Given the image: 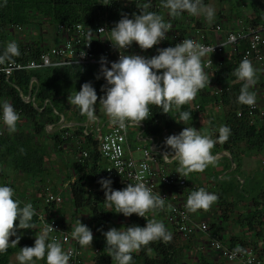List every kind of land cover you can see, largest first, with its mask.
Masks as SVG:
<instances>
[{"label":"trees","instance_id":"trees-1","mask_svg":"<svg viewBox=\"0 0 264 264\" xmlns=\"http://www.w3.org/2000/svg\"><path fill=\"white\" fill-rule=\"evenodd\" d=\"M102 1L0 0V53H3L7 43L14 41L18 47L19 55L12 56L10 60L5 61H28L37 58L43 48L40 43L34 45H31V43L26 44L23 42V38L16 40L14 37V35L18 36V38L20 36L23 37L22 34L26 32L27 27L35 25L40 27L47 24L48 26H64L67 28L77 24L94 26L97 23H102L106 19V16H108L109 22L115 25L122 16L126 15L131 19L134 14L139 15L140 11L156 13L165 22H170V19H167L164 14L167 9L162 6L161 2L152 1L150 3L148 0H118L113 8L108 10L102 4ZM249 1L252 5V14L246 18V23L252 27H257L264 19V0ZM203 3L207 5L208 0H203ZM182 14L188 15L187 12ZM17 28H21L18 33H16ZM174 29L179 32L175 25ZM183 33L180 32V35L181 38L185 39L186 36ZM159 44L162 48L175 46L172 38L163 40ZM240 46L235 53L237 66L241 61L242 52H244L247 43L242 42ZM204 58L206 59V57ZM105 66L108 67L110 65ZM216 67L219 68L213 71L214 81L221 84L223 81L229 80L233 82V85L230 89L223 90L218 94L215 93V95L209 94L204 87L200 89L196 94L200 102V104L197 103L199 104V109H195L190 101L185 105L179 106V109L176 106H172L167 114H163L159 106L148 105L149 109L146 120L141 121L146 127L145 135L154 137L156 142L158 139H161L163 144L160 148L158 145L157 147L164 154L170 152V149L165 146L164 140L173 134L165 135L178 128V125L181 123L177 121L179 111L190 112L191 118L183 123L193 124L199 119V116L206 108L205 106L209 103L223 107L226 113L225 126L230 129L229 137L225 141L218 140L219 132L216 130L214 141L217 147L213 149V155L221 152H230L234 159H236V153L240 151L260 152L264 150V124L253 125L250 124V120L247 117L239 118L237 116L238 112L246 108L247 105L238 104L236 100L242 83L237 81L233 75L236 67L228 69L222 66ZM99 69L100 66L39 68L16 71L8 81H0V102L9 103L18 113L19 117L14 133L9 134L4 130L3 126H0V185H7L13 189V199L19 201V207L30 203L34 210V215L31 218L32 229H16V221H14V230L16 235H20V239L16 245L9 246L4 254H0V264H11L12 259L19 252L20 248L25 246L31 247L34 244V234L37 228L40 231L42 230L39 219L40 215H47L51 219L55 218L65 229L73 230L74 224L67 223L64 218L60 222L59 217L57 218L56 213L54 214L55 209H59L60 207L54 208V206H47L44 203L49 188L50 191L61 193L63 196L62 192L52 189V186H46L45 189H37L40 197L24 201L15 193L17 192L14 190H17L16 185L7 181V178H9L8 173L10 172L30 178L33 185H35V180L45 175V170L49 163L46 154L47 147L51 145L54 149L62 152L66 145L74 142V138L80 139L82 137L85 127L80 124L85 123L87 117L81 114L76 107L68 103L67 97L68 95H74L75 91H79L81 85L86 82L90 83L94 88L97 99L101 95H104L103 89L106 85L102 76L97 78L100 75ZM33 80L37 82H33L31 85ZM30 94L32 98L35 96V99L25 102L24 98ZM53 109L59 114L64 115L66 122L74 124V127L59 130L60 126H58V122L60 117L54 114ZM98 116L101 122L107 120L106 115L104 117ZM29 125H32L31 129L28 127ZM47 125L54 126L52 132L49 133L46 130ZM66 133L72 135V137L63 139ZM244 143L246 147L242 148V144ZM84 150L89 152V157L84 163L76 161L73 164V170L79 174V179L71 183L68 193L72 198L75 211L80 213L82 210H87V215L91 218L90 225L94 240L93 246L95 248L94 264H115L105 251L103 233L113 228L112 225L120 222V219H125L124 228L133 225L143 227L147 220L154 219L153 214L156 211L159 212L160 208L155 211L146 212L145 218L137 217L135 214L124 217L122 214H115L114 211H109L103 203L105 199L104 192L98 181L102 178L110 179L113 190H121L126 186L121 185L114 177L109 176L104 171V161L99 155L98 142L94 133L85 137L82 146L77 147L78 154H81ZM68 178L72 180V178ZM60 189L63 190V188ZM166 230L171 233V240L169 242L162 243L155 241L145 248H141L139 252L133 254L131 264H182L189 249L188 242L183 241L175 228ZM210 230L212 234H219V230L215 225L210 226ZM12 241H9V243ZM230 246L236 247L235 244ZM147 249H150V251ZM62 250L65 249L62 248ZM37 261L45 264L43 259ZM81 262L83 264L82 254Z\"/></svg>","mask_w":264,"mask_h":264},{"label":"clouds","instance_id":"clouds-1","mask_svg":"<svg viewBox=\"0 0 264 264\" xmlns=\"http://www.w3.org/2000/svg\"><path fill=\"white\" fill-rule=\"evenodd\" d=\"M102 3L104 5L109 4ZM161 4L168 10V15L175 17L184 12L190 15L203 16L207 21L214 17V9L205 5L203 0H161ZM170 24L153 12L140 11L139 15H133L129 19L126 15L106 31L108 41L112 47L121 53L135 43L140 50H147L158 45L166 38ZM99 31H104L103 29ZM213 50V49H212ZM19 55L16 43L9 42L3 53H0V61L10 60L12 56ZM205 50L202 46L190 39H183L175 46L157 49V54L151 58L140 55L120 54L116 62L107 63L105 58L100 60V75L105 81L104 95L99 99V105L103 113L108 117L111 125L123 130L125 128H138L141 121L146 120L148 105H156L161 113L167 114L172 106L185 105L190 102L209 80L202 69V57ZM211 62V61H210ZM256 69L251 62L244 58L234 69L233 75L237 81L242 82L238 104L251 106L255 96L249 88L255 84ZM67 102L76 107L81 114L86 115L89 122L96 117L94 110L97 95L90 83L81 85L74 95H68ZM191 118L188 111H179L178 120L187 121ZM18 113L7 102H0V126L11 134L16 131ZM219 141L228 139L230 129L221 126L218 130ZM213 139L201 135L193 127H184L179 134L168 136L164 140L166 147L170 149L162 158L177 162L176 173L178 176H186L192 172L203 171L214 162L211 155ZM104 192V205L115 214L129 217L135 214L145 218L148 211H155L163 205L164 199L160 195L152 193L143 182L129 183L121 190L111 188L112 181L102 178L98 181ZM13 189L7 185H0V254H4L9 246L16 245L20 239L14 230L32 229L31 218L34 210L30 203L19 207V201L13 199ZM217 196L204 189H196L189 193L185 207L187 212L194 213L197 210L209 208ZM53 231L49 224L35 235L34 244L31 247L20 248L15 255L18 264H35V261L43 259L45 264H68L70 252L62 250L60 243L55 238L49 241L48 233ZM105 239V251L115 264H131L133 254L145 248L152 242L167 243L171 240V233L165 225L155 219L147 220L143 227L129 226L127 228H110L103 233ZM16 239L9 243V237ZM71 236L82 247H90L93 239L91 230L80 223L79 219L74 225ZM150 251V249H147ZM235 251L239 252L237 248Z\"/></svg>","mask_w":264,"mask_h":264},{"label":"built area","instance_id":"built-area-1","mask_svg":"<svg viewBox=\"0 0 264 264\" xmlns=\"http://www.w3.org/2000/svg\"><path fill=\"white\" fill-rule=\"evenodd\" d=\"M150 3L161 0H148ZM108 10H111L118 0H103L102 3ZM158 7V6H157ZM160 8V6H159ZM196 17L195 15H192ZM169 32L166 33V38H172L174 43H180L184 38H181L180 32L174 29L171 22ZM115 25H112L108 16L102 23H97L94 26H86L77 24L73 27L67 28L64 26L57 27V44L51 47H43L42 52L35 59L28 61H0V81H8L16 71L35 70L39 68H57L65 66H100L101 58H105L106 64L110 65L116 62L120 54L125 55H140L145 58H151L157 54V49H163L160 44L154 45L153 48L147 50H140L139 47L133 43L131 47L120 51L114 49L108 41V33ZM21 28H17L16 33ZM103 29L104 31H99ZM216 33L222 30L219 26L217 29H212ZM185 39H190L194 43L202 46L205 50L206 61L204 62L205 69H212L223 64L222 58L225 56L227 47L237 51L242 42H246L247 46L242 54L241 60L247 58L250 62L252 60L263 63L264 62V19L257 27H252L248 23L240 22V27L237 31L229 33L224 37L223 41L207 42L203 35L193 34ZM213 49V50H212ZM211 61V62H210ZM35 82L32 81L31 85ZM219 91L216 93L218 94ZM32 96V95H31ZM28 96L24 98L25 102L34 100ZM46 105V104H45ZM149 107V106H148ZM149 109V108H148ZM54 114L60 117L58 126L59 130L74 127V124H68L64 115L59 114L53 109ZM95 113V110H94ZM96 119L80 124L85 127L82 137L74 138V144L79 148L83 144L85 137L95 134L98 142L99 155L105 162L104 171L111 177H114L121 185L127 186L129 183L143 182L146 187L150 188L152 193L160 195L164 199L163 203L168 204V222L177 231L178 235L183 241H190L194 235L199 231L204 234H209V226L205 223L197 224L191 217V213L187 212L185 203L181 200L179 193L186 189L187 180L178 176L176 171L163 173L156 171L154 166L158 161H165L160 150H158L156 140L152 136L145 135V124L140 122L138 128H125L123 130L111 125L107 120H100L98 114H94ZM239 118L247 117L250 124H264V99L261 102H255L251 106L240 110L237 114ZM53 125H47L48 132L53 131ZM133 135V138L132 136ZM72 135L66 133L63 139H68ZM132 142H137V151H140L142 157L137 159L133 156L131 149ZM146 143L140 146L141 143ZM89 157L88 151H82L79 161L84 163ZM166 162V161H165ZM169 162V160L167 161ZM163 190L159 191V186ZM47 206H54L59 208L64 203V198L61 193H55L48 189L47 197L44 199ZM42 229L49 224L53 231L48 233L49 241L55 238L60 243L65 251L70 252V259L68 264H81V246L71 236L72 230L65 229L55 218L51 219L47 215H40L39 217ZM210 248L214 250L221 259L228 263L236 264H264L259 258L253 248L231 247L223 242L218 236L212 235L209 241ZM237 248L239 252L235 251ZM182 264H188L182 262Z\"/></svg>","mask_w":264,"mask_h":264},{"label":"crops","instance_id":"crops-1","mask_svg":"<svg viewBox=\"0 0 264 264\" xmlns=\"http://www.w3.org/2000/svg\"><path fill=\"white\" fill-rule=\"evenodd\" d=\"M228 1L208 0V3L214 2L216 4L218 2L224 5V2L229 4ZM240 4L241 7H237L235 13L223 12L221 10L216 13L215 20L213 18L210 22L203 16L194 17L190 14H181L172 17L168 15V10L164 14L179 32H184L183 34H185L186 38L193 34H200L203 35L207 42H220L229 33L237 31L240 27V22L246 23V18L251 16V2L247 0L245 3ZM213 24L221 26L222 30L220 33L212 30ZM225 53L224 58L221 59L223 60L221 66L225 67V69L237 67L236 52L232 48L227 47ZM205 60V58H202V69L209 80V85L206 83L204 86L207 92L215 95L218 91L230 89L233 82L225 80L221 84H218L214 81L213 71L219 67L205 69ZM259 74L256 71L255 84L249 90L250 92L253 91L254 87V91L258 89L261 95L256 97V99L262 100V96L264 95V77ZM256 78L260 79L258 80V84L256 83ZM197 97L198 95L191 100L195 109H199L200 104ZM205 107L204 112L195 123L192 125H188L187 123L186 126L179 124L178 128L170 131L165 136L169 134L177 135L184 127L191 126L199 131L201 135L208 136L214 141L216 130L218 131L221 126H225L226 113L221 105L209 103ZM131 136L133 138V135ZM156 143L159 148L163 144L161 139H158ZM144 144L146 143L143 142L140 146ZM131 146L133 156L141 159L142 155L140 151L136 150V147L139 146L138 143L132 142ZM216 147L214 141L213 147L210 150L211 155H213V149ZM245 147V143L242 144V148ZM137 154H140V156ZM213 156L215 157L214 162L209 164L203 171L192 172L186 176L182 175L187 180L188 185L186 189L179 193V196L181 200L186 201L191 191L201 188L216 194L217 200L209 208L197 210L191 213V217L197 224H207L209 229L210 226L215 225L219 230V234L216 235L211 232L204 234L198 231L193 239L188 241L187 245L189 249L183 262H187L188 264H236L224 261L210 248V237L215 235L228 245L235 244L237 247L253 248L264 263V150L260 152L240 151L236 153V159H234L230 152H221ZM103 165L105 166V162ZM177 166L175 160L169 159V162L159 160L154 169L159 172L169 173L176 171ZM10 174L9 172L8 175ZM7 181H10L13 185L16 184L13 178L9 177ZM161 190H163V187L160 185L159 191ZM165 207H168L167 203H163L159 212L165 210ZM55 213L58 218L59 211L55 210ZM164 225L169 230L174 228L169 222ZM93 242L94 240L92 239L90 247L82 248L83 264H94L95 248Z\"/></svg>","mask_w":264,"mask_h":264},{"label":"rangeland","instance_id":"rangeland-1","mask_svg":"<svg viewBox=\"0 0 264 264\" xmlns=\"http://www.w3.org/2000/svg\"><path fill=\"white\" fill-rule=\"evenodd\" d=\"M246 1L247 0L245 1L244 0H229L228 1L229 4L228 3L226 4L224 2V5L218 2L216 4L214 2H209L207 5L211 6L214 9L213 18L215 20L216 18L215 15L219 11L222 10L223 12L228 11V12L235 13L236 8L241 7L240 3H245ZM219 26L220 25L213 24V29H217ZM25 31L26 32L22 34L23 37L20 36L18 38V36L14 35L15 39L21 40L23 38V42L26 44L31 43V45H34L36 43H40L41 47H47V48L53 46L57 42V39L55 38L57 34V27L55 26H48L47 24L46 25L44 24L39 27L35 25V26L27 27V30ZM263 54H264V50H263ZM251 64L257 70V72L260 73L259 75L264 77V62L258 63L252 60ZM258 80L260 79L256 78L257 84L259 83ZM254 90H255V87H254ZM254 90L251 92L255 94L254 95L255 102H261L262 100L256 99V97H259L261 93H259L258 89H257L258 92ZM100 97L97 99V102H96L95 113L104 117L105 114L103 113V109L99 105ZM262 97H264V95ZM180 124L184 126L187 125V123H183V122H181ZM188 125H192V124L188 123ZM28 127H30L31 129L32 125H29ZM45 139L47 138L45 137ZM46 154H47L49 163L47 164L45 175L41 176L40 178H37L35 180V185H33L30 178H27L21 175H15L13 173L9 175L10 178H13L16 181L15 185L17 187V190L16 189L14 190L17 192L15 193H17V195H19V197H21L24 201H28L32 198L40 197V193L37 191L38 188L41 190V189H45L46 186H52V189L56 191L58 190L59 192H62L64 194L63 195L64 197L63 205L59 209H55V210H59V213H58L59 221L62 222L63 220L62 218H64V220H66L67 223H70L72 225V224H76L79 219L81 224L87 226L91 230L92 229L90 225L91 218L87 215L88 213L86 212L87 210L86 211L82 210L80 211V213L75 211L73 207L72 198L68 193V188L70 187L71 183L79 179V174L75 173L73 170V164L76 161H79L80 159V156H79L80 154H78L77 152V146L74 143L68 144L65 146V148H63V151L61 152V151H58L57 149H54L50 145L46 149ZM137 155L140 156V154H137ZM68 177L72 178V180H69ZM60 188H63V190ZM167 212H168V208L165 207V210H162L159 213L158 211H156L153 214V218L155 220L162 222L163 224H166L168 223L167 222L168 215L166 214ZM124 224H125V219L124 220L120 219V222H117L113 224L112 226L113 228L121 229V228H124ZM39 233H40V229L37 228V231L35 232L34 237L35 235ZM16 236H10L9 241H12L13 239L15 240ZM11 264H18V262L15 260V257L12 259ZM35 264H42V263L40 261H36Z\"/></svg>","mask_w":264,"mask_h":264},{"label":"water","instance_id":"water-1","mask_svg":"<svg viewBox=\"0 0 264 264\" xmlns=\"http://www.w3.org/2000/svg\"><path fill=\"white\" fill-rule=\"evenodd\" d=\"M35 82H37V81L35 80ZM29 96H31V94ZM28 102H30V101L28 100Z\"/></svg>","mask_w":264,"mask_h":264}]
</instances>
